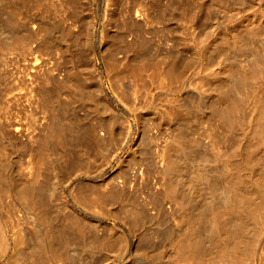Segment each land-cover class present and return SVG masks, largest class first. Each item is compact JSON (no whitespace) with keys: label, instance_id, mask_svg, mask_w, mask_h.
<instances>
[{"label":"rangeland","instance_id":"rangeland-1","mask_svg":"<svg viewBox=\"0 0 264 264\" xmlns=\"http://www.w3.org/2000/svg\"><path fill=\"white\" fill-rule=\"evenodd\" d=\"M2 1L5 0H0V8L5 11L1 13L0 9V13L4 17L11 12L15 17L19 15L16 26L21 31L22 26L28 32L34 29L38 37L31 43L32 54L26 55V50L21 49L4 61L0 56V105L4 103L3 110H11V115L5 111L9 120L5 114L0 117H4L0 122L7 125L0 129V201L7 203L17 226L30 234L32 244L43 229L32 218L24 200L25 189L43 198L49 226L73 227L65 229L71 236L66 249L57 248L53 259L43 253V264H74V260L78 264H160L165 252L170 256L172 244L183 250L187 245L191 247L195 242L186 233L190 230L188 223L181 220L178 210L166 207L168 204L160 199L161 173H173L163 171L166 163L179 155L183 157L175 149L177 144H187L186 149L193 154L206 151L212 156L209 148L223 149V138L235 139L232 146H238L247 142L251 130L257 129L256 120L258 123L262 118L264 123V117L258 120L264 112V80L257 84L259 91L247 89L252 93L246 90L244 95L235 94L243 102V112L240 106L237 109L231 105L237 104L233 88L229 93L232 95H226L223 101L215 97L222 85L234 83L235 76L238 80L250 73L252 67H244L264 53V17L254 15L264 8V1L226 0L222 4L225 7H217L216 0H193L195 6L186 4L187 0L184 3L191 6L189 11L184 0H14L17 2L7 6L12 7L9 12L4 6L11 0L5 1L8 4ZM181 5L189 16L179 11L183 9ZM178 12L182 14L179 16ZM0 24V34L8 37L4 33L8 32L5 22ZM20 30L17 32L28 34ZM191 36H195V41ZM183 37L191 46L181 41ZM202 41L208 48L199 45ZM200 52L205 55L200 56ZM212 70L220 72L219 79H211ZM226 75L234 78L230 80ZM126 85L130 86L129 91ZM254 100L258 101L256 112ZM211 102L224 108L228 104L235 106L242 126L239 128L238 124V128L226 131L221 122L218 124L219 118L211 114ZM52 109L59 116L65 111L67 122H73L71 126L75 128L63 149L43 142L54 123ZM65 124L69 125L66 121ZM183 134L185 142L178 140ZM205 169L211 171L212 163L208 162ZM177 170L187 173L185 167ZM167 176L168 184H172L170 174ZM162 232L173 236H160ZM186 239L193 243L187 244ZM91 246L93 249H87ZM188 251L186 257L180 256L183 259L177 257L179 263L199 264L197 260L203 254L191 255ZM11 254L9 250L0 264H8ZM206 256L210 255L202 259Z\"/></svg>","mask_w":264,"mask_h":264},{"label":"bare ground","instance_id":"bare-ground-1","mask_svg":"<svg viewBox=\"0 0 264 264\" xmlns=\"http://www.w3.org/2000/svg\"><path fill=\"white\" fill-rule=\"evenodd\" d=\"M5 1L4 2L2 1V3H6ZM11 1H10L9 5H5V6L3 5L4 9H5V7L8 8L7 6H10V5L12 6V3L14 0H11ZM86 1H89V0H86ZM185 1H187V0H184L182 2L183 5L185 4L184 3ZM223 1L226 2V0H222V1L220 0L219 2H218V0H216L215 1L216 3L215 2L214 3L216 4V6L219 4L217 6V7H219L220 4L221 5L223 4ZM234 1L236 3V1H238V0H232V3ZM8 2H9V0H8ZM15 2H17V1H14V3ZM220 2H222V3H220ZM228 2L229 1H227V3ZM230 2H229V4H230ZM246 2H245V4H246ZM75 3H76V1H75ZM192 3H193V0H191V2H190V0H188V2L186 4H188V5L190 4L191 6L192 5L195 6V2H194V4H192ZM6 4H8V3H6ZM215 4H214V6H215ZM85 5H87V4H85ZM88 5H87V7H88ZM183 5H181V7H183ZM198 5L196 6V8H198ZM233 5H235V4H233ZM191 6L187 7V5H186L185 9L188 8V10L190 11ZM222 6H224V5H222ZM222 6H220V7H222ZM181 7H179V9ZM236 7H238V6H236ZM10 8L12 11V7H10ZM10 8H8V10H6V11L9 12ZM88 8H90V7H88ZM0 9H2V11L0 10L1 13L3 11H5V10H3V7ZM14 10L15 9H13V12H14ZM183 10H184V7H183V9L179 10L183 13V14L182 13L181 14L183 16L185 14L189 16V14H187V13L184 14ZM257 11H259V10H257ZM257 11H256V13H257ZM192 12H194V11H192ZM197 12H198V10H197ZM11 13H9L8 15L5 13L7 15L6 17H4L3 14H1V16L3 18H1V16H0V18L5 22L4 27H6L8 30V32L4 31V33L7 34V35L5 34V36H8V37L4 38L3 35L0 34V56H1L3 61L6 59V57L10 53L11 54L18 53V52H20L21 49L26 50V52L24 54L31 53L30 49L33 48L31 46V43H32V41H34L38 37V34L34 29L32 30L31 28H29V30L31 29V31L28 32L26 27L24 28L23 26H22L23 30L26 29L25 31L28 34L25 35V34H21V33L17 32L18 30H20V28L17 27V26H19V23H18L19 22L18 21L19 15L15 17L14 14H11ZM89 13L91 14V12H89ZM179 13L180 12H178V15L180 16L181 14H179ZM194 13H196V12H194ZM159 14L161 15L162 13H159ZM91 15H89V16H91ZM186 15H185V17H186ZM254 15L255 16L261 15L264 17V8H262L260 10L259 14H254ZM254 15L252 14L250 16L254 17ZM92 16L89 19L92 20ZM179 16H178V19H180ZM190 16H191V14H190ZM261 16H260V18H261ZM161 17H162V15H161ZM161 17L156 18V20L160 19ZM192 18H191V20H192ZM238 18H236V20L238 19L240 21L241 17H238ZM248 18L251 19V17H248ZM254 19H256V18H254ZM263 19H262V21H264ZM2 20H0V21H2ZM238 20L236 21L237 23H238ZM241 20H243V19H241ZM255 21H256V24L259 22L260 25H263L260 23V19H258V22H257V20H255ZM27 22H28V19L26 20V23ZM90 22H92V21H89V23ZM244 22H242L241 24H244ZM17 23H18V25H17ZM253 24H255V22H253ZM234 25L236 26V23ZM248 25H247V28H249ZM2 26H0V27L2 28ZM25 26L29 27V24H27ZM237 26H239L241 28L240 25H237ZM15 27L18 28L17 31L15 30L16 29ZM30 27H32V26H30ZM243 27L246 28V26H242V28ZM3 29H5V28H3ZM23 30L22 31L20 30V31L23 32ZM0 31L2 32V30H0ZM10 32H11V34H10ZM216 32H218V31L216 30ZM8 34H10V35H8ZM214 35L216 36L217 34H214ZM237 35H238V32H237ZM237 35H236L235 39L238 38ZM195 36H193V37H195ZM253 36L254 35H251V37H253ZM193 37H192V40L195 39V38L193 39ZM196 38L201 39L199 36H196ZM184 39L186 40L185 37L181 38V41H183V43L185 42ZM204 39H202V40H204ZM233 40H231V41H233ZM189 41H190V39H189ZM194 41H193V43H194ZM208 41H210V40H208ZM191 42L192 41H190V43ZM198 42H199V40H198ZM198 42H195V43H198ZM200 42H201V40H200ZM183 43L180 42V44H182V45H183ZM185 43H187V41ZM230 43H232V42H230ZM233 43H235V41H233ZM203 44H205V43L203 42L202 44H199V45H203ZM185 45L188 46L190 44L187 43ZM197 45H195V46H197ZM200 47H202V46H200ZM206 47L207 46L203 45L202 48L204 49ZM201 49H199V50L201 51ZM27 51H30V52H27ZM250 51H251V49H250ZM247 52H249V50ZM202 53H205V52H200V56L205 55V54L201 55ZM251 53L249 56L253 57L252 56L253 54L251 55ZM19 54H23V53H19ZM256 54L258 55V53H256ZM256 54H254V55H256ZM263 54L260 53L259 54L260 57H258V58L256 57L255 59L253 58L254 61L251 60L252 64H250L248 62L250 65L247 66V63H246L245 66H247V68L246 67H244V68L249 69V67L250 68L252 67V71H250V73H248V70H246L248 74L247 75L242 74L241 77L244 75L246 77L248 76V78H246V77L244 78V76L242 78H240V76H238V78H240V79H238L239 80L238 81L236 76L234 78L233 77L234 75H232V76L229 75L231 77L230 80H232V77H233L236 81L234 80V83L230 82L232 84V86H230L231 84H228L229 81H228V83L226 82L227 83L226 86L222 85V83H221V85H222L220 88L221 91L218 95L216 94L215 97L217 99L219 98L220 100L223 101L226 95H232V94H229L230 91L232 90V88H233L232 91H234V93H233L234 97H235V94L236 95H241V94L244 95L245 92H247V91L249 93H252L255 90H257L256 89L257 84L260 85L259 84L260 81L262 83L263 82L262 80H264V79H261V78H264V76H263V73H264V59H263L264 55ZM262 55H263V57L261 58ZM3 56H5V58ZM249 56H247V57H249ZM221 58H222V56H221ZM223 61H221V59H220L221 63H223ZM3 64H4V62H3ZM5 64H6V62H5ZM227 64H228V62H227ZM242 67H240V68L242 69ZM200 68H202V67L200 66ZM219 70L223 73L225 71V70L222 71L221 69H219ZM228 70H229V68H228ZM243 70H242V72H243ZM168 71H170V70H168ZM199 71H200V69H199ZM212 71L214 72V70H212ZM246 71H245V73H246ZM260 71L263 73L261 74ZM226 72H228V71H226ZM232 72H235V71L232 70ZM237 72L242 73L239 70H237ZM223 73H222V75L225 76ZM211 74H212L211 79L213 80V78H215V79L218 78L220 72L216 71V72L211 73ZM249 74H251L250 77H249ZM260 75L263 77H260ZM130 76H132V75H130ZM151 76H152V74H151ZM229 76L226 75V77H229ZM170 77H171V74H170ZM259 77H260V80H258ZM257 81H259V82L257 83ZM170 82H171V80H170ZM221 82H223V81L221 80ZM161 84H162V82H161ZM263 84H264V82H263ZM228 85L230 86V88L227 87ZM164 86L166 87V90H168L167 88H169V87H167L166 85H164ZM126 87L128 88V91H129L130 86L126 85ZM165 87H164V89H165ZM171 89L172 88H170V90ZM247 89L251 90L252 92H250ZM257 91H259V88ZM215 92L217 93V92H219V90H215ZM254 95H256V93H254ZM256 96H254V97H256ZM251 97H252V95H251ZM217 99H215V100H217ZM234 99H235L234 101L237 100L236 101L237 104H231V105L232 106L235 105L236 108L238 106H240V108H239V110H240L241 106L243 105V102L236 97ZM4 101L2 100L1 102H4ZM47 101H49V100H47ZM255 101L256 100H254L253 103ZM46 102H45V104H46ZM6 104H5V106H6ZM51 104H52V102H51ZM231 105L228 104L224 108L220 104H215L214 102H211V104L208 106L211 108L210 111H211V114L214 115L213 117L219 118V119L216 118L218 124H219V122H221L222 125L225 126L226 131H228V132H231V130L234 129V126H237L239 124L238 126L240 128V125H241L240 124L241 121H239V120H241V119H239L240 116L236 114V111L238 112V110H236L235 106L233 108H231L232 107ZM63 106H64V104H63ZM228 106H231V107H228ZM0 107L4 108V103H3V106L0 105ZM8 107H10V106H8ZM50 107H51V105H50ZM64 107H66V106H64ZM257 107H258V101H256L254 103L253 109L255 112L257 110ZM3 108H2V111H0V112H2L0 114V117L4 116V114L8 110H10V109H8L6 111V110H3ZM54 108H55V106L53 107V109ZM55 109L57 110L58 108H55ZM242 109H241V111H242ZM56 110L55 111L53 110L54 111L53 117L55 118L54 123H52L53 125L49 128V132L47 131L48 133L45 134V136H43L44 139H43V137H42V139H43L44 144H46V145L47 144H49V145L54 144L55 146L54 145L53 146L55 148L57 146L60 149V147L62 146L61 149H63L64 146H66V147L68 146L69 142L67 140H68V138H70L72 136L73 133H75L74 132L75 128L71 126V124L73 122H71V124H70V121L67 122V120H68L67 118H69V117L67 116L65 111H64L63 115L61 114V116H59L60 114ZM10 111H8V113H7L8 115H9ZM241 111H239V112H241ZM52 112H51V114H52ZM260 113L261 112H259V114ZM263 113H261V114H263ZM261 114L259 115L258 120H260V116L264 117V115H261ZM8 115H6V116H8ZM10 115H11V113H10ZM3 118H1V119L3 120ZM9 119H10V117L8 118V120ZM216 119H215V121H216ZM261 120H262V118H261ZM261 120L258 123L256 120L255 124L257 125V129L251 130L252 135H254L256 132L255 135L257 137L256 136L252 137V135H251V136H249V138H247L246 143L241 142L240 145L234 146V147L232 146V141H234L235 139L223 138L225 140V143H224V140H223L224 144L222 143L225 146L224 148L222 147L223 149L219 150L217 148L218 150L217 149L215 150L213 148L211 149V147L209 148L210 150L213 151L212 156H210L209 153L206 151H203L202 154H198V153L193 154L191 150L186 149L187 144H185V143L177 144V145L175 144L178 147V148L176 147L175 149L178 151L179 154L181 153V155H183V157H180V155H179L178 158H173V159L171 158L172 160L170 159L169 160L170 162L166 163V166L163 169V171H165V172H167V171L172 172L173 171V173H161L162 178L160 181V190H161L160 191L161 192L160 199L162 198L163 204H166V203L168 204L166 207H169L172 210H174V209L178 210L179 216L182 217L181 220H183V218H184L186 223H188L190 230H188L186 233H188V232L190 233L188 235L189 239L190 238H192V240L194 239L195 245L192 244L193 241L191 243L188 240L192 244V246L188 247V245H187V247H185L187 250L186 249L183 250V249L178 248V246L176 247L175 244H172L171 248H170V252L168 253L170 256H168L165 252L161 256V258L159 259L161 261L160 264H180L179 262H180V259L182 258L180 256L184 255L186 253V251H188L190 248L191 249L189 251H191V253H192L191 255H197V254L201 253V254H203L202 255L203 258H204V255H206V254L210 255L209 257L206 256L209 258V260H208V258H205L204 260L202 259V257H201V259L199 258L201 260V261L197 260V261H199V264H264V146H261V141H264V123H261L262 122ZM5 121H6V119H5ZM65 121H66V123H69V125L65 124ZM6 122L8 124V121H6ZM263 122H264V120H263ZM10 123H11V121H10ZM221 123H220V125H221ZM1 124H3V123L0 122V129H2L6 125V124H3V125H1ZM238 126H237V128H238ZM6 128H8V127H6ZM216 128H217V126H216ZM8 130H10V129H8ZM184 136H185V134H183V136L180 135L178 140H181V142H185ZM254 137H256L257 139L252 140ZM216 141H217V139H216ZM178 142L181 143L180 141H178ZM70 145H71V142H70ZM210 146H211V144H210ZM227 146L232 147V149H230V151H227V148H226ZM172 149H174V148H172ZM59 151H61V150H59ZM1 153H3V152H1ZM190 154H192L193 156L191 155L192 157H190ZM187 157H188V159H187ZM61 158H62V156H61ZM219 160L220 161L223 160L221 162V164L219 163ZM208 162H211L213 165V169L211 171L210 170L208 171V169H205V166ZM176 166L178 167V169H179V167H185L187 170V173H181L179 170H177ZM173 168H176L175 171ZM167 174H170V180L174 184L173 183L168 184L167 180H169V178H168ZM25 191H27V190L25 189L23 192V194H25L24 200L27 202V204L30 207V210H31L30 212H31L32 218H34V220L40 224V226L42 227L43 230L40 234H38V236H40V237L37 239L36 243L32 244L30 234L28 232H26V230L21 225L17 226L18 223L16 221V217L13 213H10L9 210L7 209V203L4 200H3L4 203L2 201H0V259L3 258L4 256H6L8 251L11 250L12 251L11 257L6 262L8 264H43V258H44L43 253H48L50 255L51 259H53L54 257L52 255L53 254L55 255L54 252H57L58 249L60 251L62 248L66 249L67 245H69L71 236L69 235L68 232L65 231V229H68L69 227L71 228L72 226L68 227L67 225H64L66 227H59V228L54 227V226H49L50 222L47 219V217H45L46 216L45 209H47V208H45L46 206H45V203L43 201V198L35 191H27L26 193H25ZM171 200H174V202L172 203ZM9 209H11V208H9ZM44 214H45V216H44ZM139 217H140V215H139ZM76 227H79V226H76ZM70 228H69V230H71ZM189 228H187V229H189ZM165 229H166L165 227H162L161 230L165 231ZM171 231L172 230L170 229L169 232L171 233ZM169 232H167V233H169ZM164 233H163V235H160V236L165 235L168 237V235H169V238L173 236L170 233L168 235L166 234V232H164ZM184 234H185V232H184ZM192 235L194 237H192ZM186 236H187V234H186ZM167 237H166V239H167ZM188 241L186 239L187 244H189ZM191 244H189V245H191ZM179 245H181V244H179ZM182 248H184V247H182ZM87 249L91 250V249H93V246H91ZM46 251H48V252H46ZM59 254L57 256H59ZM185 255H187V254H185ZM185 255H184V257H186ZM199 255H198V257H199ZM177 257L180 259L178 260ZM74 264H78V261L74 260ZM183 264H196V263L191 262V261H189V262L187 261L186 263H183Z\"/></svg>","mask_w":264,"mask_h":264}]
</instances>
